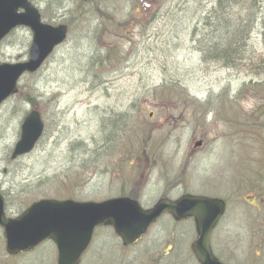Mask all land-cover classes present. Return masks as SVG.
Returning <instances> with one entry per match:
<instances>
[{"label":"rangeland","instance_id":"obj_1","mask_svg":"<svg viewBox=\"0 0 264 264\" xmlns=\"http://www.w3.org/2000/svg\"><path fill=\"white\" fill-rule=\"evenodd\" d=\"M48 1L32 0L40 6L46 22L68 23L73 18L75 22L70 26L67 42L56 50L41 71L24 77L21 82L23 92L43 95L49 101L47 105L48 102L41 98L37 100V108L44 113L46 132L29 156L10 160L22 122L32 105L15 97L0 109V190L7 201L8 215L16 217L25 209L26 203L29 206L41 199L98 200L107 191L119 190L117 182L120 180L113 177L127 176L118 171L125 164L120 161L126 159L128 152L132 154L131 160H142L143 149L155 148L159 153L157 159L165 165L143 168L137 163L133 167L146 182L140 193L144 205L149 206L163 193L177 198L184 189L226 195L235 204L229 207L214 243H222L219 251L231 262L264 264V232L259 225L264 220V205H261L264 203L261 200L264 181L254 185L264 180V82L255 88L245 87L252 81L249 74L206 64L195 49L191 37L193 25L213 9L216 0H157L163 7L159 18L148 26L147 31L142 34L137 31L132 36L131 29L126 27V35L120 38H112L108 32L101 38L99 17L84 13L97 6L107 7L117 12L116 20L125 22L133 13L131 4L140 0H95L84 6L85 10L77 12L80 0H54L57 8L53 10L48 9ZM103 15L107 22L115 20L107 11ZM79 18L84 22L77 21ZM31 40L27 29L15 31L1 46V62L27 60ZM250 46L253 51H264L259 30L253 31ZM99 63L101 66L97 69ZM171 82L179 85L176 94L169 95L166 89H159ZM170 89L177 91L174 86ZM225 90L227 93H223ZM209 93L214 96L209 98ZM151 97L168 102L166 110L191 106L188 110L191 114L186 117L192 130L197 128L198 137L207 135V147L202 153L190 159L185 152L187 148H193L184 147L192 136L191 131L182 132L181 147L174 142L171 130L158 131L157 126L164 119L158 108L149 104L153 100ZM136 101L138 103L130 111ZM192 102L203 105L200 115L198 108L192 109ZM127 112L132 130L119 135L117 131L120 132L118 127L123 119L114 121L113 118L123 117ZM154 112L155 116H150ZM232 118H239L234 130L237 143H241L237 150L231 143L224 142L232 134L230 128L235 123ZM123 137L127 145L132 142L136 147L119 146L117 141ZM107 139L110 140L106 142L107 147H102ZM148 140L151 147H146ZM236 160L241 164L238 176L234 171L228 173ZM187 164L184 176L189 179L190 189L175 184L177 172L185 171ZM124 169L128 171L130 167L125 164ZM110 183L114 184L110 186ZM238 186L242 196L233 199L234 188ZM255 188L261 196L253 195ZM255 196L256 202H252ZM246 198H250L249 204L243 201ZM158 224L169 228L172 222L165 215ZM160 229L145 240L153 239ZM180 231L186 233L182 238L184 243L191 240V224L182 225ZM1 239L3 231L0 229V264H56L55 248L49 243L24 257L9 259ZM113 245L116 240L108 231H102L81 264H130L128 257L116 254ZM158 245L147 242L136 247L135 264L156 261L155 255L160 249L152 252L149 258L145 257V252L159 248ZM166 258L171 263L175 255ZM188 264H196V261L189 260Z\"/></svg>","mask_w":264,"mask_h":264},{"label":"water","instance_id":"obj_2","mask_svg":"<svg viewBox=\"0 0 264 264\" xmlns=\"http://www.w3.org/2000/svg\"><path fill=\"white\" fill-rule=\"evenodd\" d=\"M20 9L24 13H18ZM20 25L31 27L34 33L30 58L24 64L0 66V103L16 92V82L23 73L36 71L55 46L66 38L67 28L43 25L37 10L28 0H0V40ZM42 130L39 114L31 113L22 126L21 140L13 158L30 152ZM223 209L221 201L192 196H185L177 202L161 200L149 211L141 210L136 202L129 199L101 204L42 201L32 206L19 219L6 221L0 196V225L5 227L7 250L11 254L30 250L43 240L51 238L58 244L59 264H78L93 229L106 220L116 227L117 233L126 242H132L164 212H170L176 219L195 214L200 219V239L196 244V253L203 264H210L209 259L213 258L209 246L210 234Z\"/></svg>","mask_w":264,"mask_h":264},{"label":"trees","instance_id":"obj_3","mask_svg":"<svg viewBox=\"0 0 264 264\" xmlns=\"http://www.w3.org/2000/svg\"><path fill=\"white\" fill-rule=\"evenodd\" d=\"M158 5L157 0H141V9L134 8L125 22L116 20V16L111 14L115 23L109 20L114 30L110 36L123 37L126 27L133 28L131 23L134 21L141 32L147 31L148 26L157 18ZM199 24L193 30V41L205 62L221 63L225 68H236L239 63L250 62L252 67L260 68L258 75L264 77V57L260 60L246 57L250 51L251 32L257 25L262 27L264 43L262 1L218 0L213 10L202 20V24Z\"/></svg>","mask_w":264,"mask_h":264},{"label":"flooded vegetation","instance_id":"obj_4","mask_svg":"<svg viewBox=\"0 0 264 264\" xmlns=\"http://www.w3.org/2000/svg\"><path fill=\"white\" fill-rule=\"evenodd\" d=\"M124 180H126V178H124ZM174 241H175V238L172 236L171 237V239H169V238H166V245H169V244H172V243H174ZM173 247H172V245H171V248H169V250L170 249H172ZM220 258V257H219ZM221 260V259H220ZM222 261V260H221ZM223 263H225V264H227L225 261H222ZM231 264H233V263H231Z\"/></svg>","mask_w":264,"mask_h":264}]
</instances>
